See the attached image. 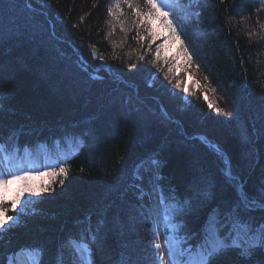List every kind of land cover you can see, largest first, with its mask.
Returning a JSON list of instances; mask_svg holds the SVG:
<instances>
[{
  "label": "trees",
  "instance_id": "obj_1",
  "mask_svg": "<svg viewBox=\"0 0 264 264\" xmlns=\"http://www.w3.org/2000/svg\"><path fill=\"white\" fill-rule=\"evenodd\" d=\"M181 2L173 20L211 100L164 79L126 4L114 40L112 0H0V142L44 162L31 174L67 169L29 209L9 210L19 219L0 234V264L37 247L55 264L63 241L98 226L95 264H159L134 172L143 161L157 163L160 193L191 199L193 244L211 208L237 199L229 166L248 193L264 188V0ZM258 262L264 253L229 251L210 264Z\"/></svg>",
  "mask_w": 264,
  "mask_h": 264
},
{
  "label": "snow or ice",
  "instance_id": "obj_2",
  "mask_svg": "<svg viewBox=\"0 0 264 264\" xmlns=\"http://www.w3.org/2000/svg\"><path fill=\"white\" fill-rule=\"evenodd\" d=\"M126 2L129 7H133L131 0H126ZM187 2L191 6V0H187ZM180 3L181 0H144V7L148 11L143 12L137 6L136 15L145 17L146 24L151 23L152 17L161 20L171 29L172 36L179 39L177 26L172 17L179 9ZM119 6V4L116 5L117 8ZM111 10L110 7L109 11L111 12ZM153 39H156L155 35H153ZM181 43L183 42L181 41ZM163 47V44L157 47V58H159L160 48ZM185 52H187V48H185ZM176 87H180V84L177 83ZM185 91L187 90L185 89ZM2 105L3 100H0V106ZM228 114L230 115V113ZM8 139L11 140L12 137L10 136ZM16 151H19L18 146L0 142V165H3V167H0V234L11 227L10 221H18V214L8 216L7 213L9 210L16 212L17 205L21 203L20 195L24 192L40 195L49 191L48 188H41L37 191L25 183L20 195L10 198L5 194L8 185L14 182H27L31 179V169L13 171L8 167L11 163L10 156ZM48 174L53 176L67 175V169L63 166V161L60 162L58 171L53 170ZM226 175L235 186L234 191H236L237 199L233 203L211 208L200 233L197 234L199 239L195 244L191 243L193 235L188 232L185 222V217L192 210L191 199L181 197L172 190L167 193L161 191L158 205L161 207L162 222L166 229L165 244L169 246L173 264H210L213 259L229 251H235L236 255L242 260H251L257 252L264 253V218L257 222L256 218L251 215L256 212L264 213V188H261L258 194L252 195L247 192L245 186H242V181L232 174L230 166L226 170ZM63 182V179L59 180L60 184H63ZM199 195L204 197L203 202L206 203L207 193L202 192ZM9 203L10 208L7 207ZM99 230L98 226L95 232L85 229L82 236L68 237L62 242L57 252L55 264H64L65 248L72 249L74 253L73 264H95L94 254L96 242L99 239ZM154 246L157 249L160 247L156 243H154ZM22 251H30L35 254L34 264H41L44 249L37 247ZM18 255L19 253H13L8 258V264H15V257ZM158 255L162 256L163 254L158 253ZM258 264H264V262H258Z\"/></svg>",
  "mask_w": 264,
  "mask_h": 264
},
{
  "label": "rangeland",
  "instance_id": "obj_3",
  "mask_svg": "<svg viewBox=\"0 0 264 264\" xmlns=\"http://www.w3.org/2000/svg\"><path fill=\"white\" fill-rule=\"evenodd\" d=\"M192 1L193 0H191V2ZM131 3L133 5L132 8L135 11L134 19L137 18V20H140L139 23L141 27L152 41L150 43V49L152 50L151 54L154 56V61L163 70L164 79L174 84L175 90L178 91L179 95L189 97L192 92H200L203 94L206 100H211V89L207 85L203 74L199 71L195 64H193L191 58L189 59V54L185 52V48L183 47L180 39L173 37L171 29L168 28L161 20L152 17L151 23L146 24L145 17L136 15L137 6H139L143 12L148 11V9L144 7V0H131ZM181 3L180 6L182 5ZM117 4L120 5L119 8H123V4L128 6L126 0H112L111 5L113 21L115 22V26L112 25V37L114 40H116L119 33L122 32V29L119 27H121L122 24L124 25L125 19L123 16H116L117 12H115V9L117 8ZM153 35L156 37L155 40L153 39ZM161 44H163L164 47L160 48L159 58H157V47ZM177 83L180 84V87H176ZM185 89L187 91H185ZM40 160L41 159L38 157L35 159V157L26 155V152L20 154L16 153L10 156L11 163L8 165V167L13 171H16L17 169L32 170L36 168L35 163L41 162ZM221 163H225V168L227 169V159L223 158ZM41 165H44V162ZM0 167H3V165H0ZM134 172L138 179L137 186L141 189V201L148 209H150L152 214V220L155 227V234L152 239V244L155 256L159 264H173V258L170 255L169 246L165 244L166 229L162 222L161 207L158 205V200L160 199L161 193L154 183V178L158 173L157 163L143 161L138 164ZM48 173L50 172L31 174V179L27 182H14L7 186L5 194L10 198L20 195V191L25 186V183L37 191L41 188H50L58 176H53ZM37 196L38 195L24 192L22 195H20L21 203L17 205L18 208L16 211L20 212L21 210L29 209ZM7 215L9 216V211ZM9 223H12V221ZM154 243L160 245L159 249L154 246ZM158 253H162L163 255L160 256ZM27 256L23 253H19V255L15 257V264H30V258L31 264H34L35 258H33V254Z\"/></svg>",
  "mask_w": 264,
  "mask_h": 264
}]
</instances>
